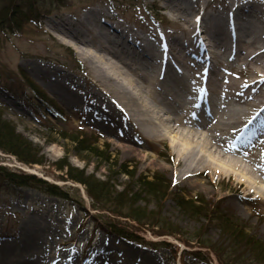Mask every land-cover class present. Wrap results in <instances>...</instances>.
Instances as JSON below:
<instances>
[{"label": "rangeland", "instance_id": "rangeland-1", "mask_svg": "<svg viewBox=\"0 0 264 264\" xmlns=\"http://www.w3.org/2000/svg\"><path fill=\"white\" fill-rule=\"evenodd\" d=\"M5 1L0 0V11ZM245 1L259 8L264 7V0H199L198 3L195 0L194 2L166 0L167 5L165 1L160 0L17 1V6L23 13L31 9V13L35 11L36 16L33 18L35 23L28 22L13 33L0 30V120L2 125L13 129L14 134L36 148L37 155L43 158L45 164L26 166L14 156L0 152V169L15 175L22 172L61 187L68 197H71L73 204L69 205L36 191L16 188L9 183L0 182V247L12 246L22 240L20 236L23 223H38L44 235L42 240H38L42 252L48 258L69 255L71 258L69 264H86L91 260L94 251L102 255L101 264H123L125 262L123 259L129 254L130 261L126 264H152L151 262L153 264H217L214 255L205 249H199L193 239L201 236L198 240L219 247L222 243L215 244L217 241L220 242L218 230L212 225L205 224V221L182 215L169 195L163 201L161 218L169 221L174 227L173 230L177 229L182 233L180 236L182 240L179 236L156 237L152 233L158 232L157 228L151 229L153 230L151 232L148 231L149 228L139 227L140 232H138L146 242L165 241L168 247L159 250L139 248L149 252L144 254L143 251L133 247L122 246L120 240L106 237L101 230L93 231L90 222L97 218L99 220V215L111 223L119 221L127 224L126 228L132 226L136 229L137 226L123 218L93 210L92 202L84 193L83 187L60 180L64 178V172L61 174L54 170L53 165L65 159L72 168L83 170L87 175L93 174L97 180L103 181L105 177H111L113 183L111 182V187L108 188L109 194H104L111 202L116 198V194L129 187L131 183L119 169L112 168L109 172L104 170L103 162L97 160L94 155L78 157L66 141L60 138L61 134L71 136L76 135L77 132L97 139V152L107 154L120 165H126L130 174L148 179L157 174L164 182L171 183L170 192H183L190 199H204L214 203L217 209H225L239 220L246 234L255 236L264 243V202L255 200L254 194L245 198V193L231 177L211 174L206 167L203 174L190 181H180L177 177L178 170L174 167L176 155L170 150L167 141L146 140L141 133L130 128L128 137L134 143L130 146L121 142L120 138L115 137L107 129L98 130L91 125L92 122H88L87 118L91 114H96L91 113L88 108L93 103L90 94L94 92L86 80L90 75V68L72 46H67L59 33L49 27L51 25L62 27L63 19L73 21L88 11H98L101 21H104L102 25L112 26L121 22L140 37L141 43L151 45L158 50L164 41L159 40L157 35L172 33L176 37L181 34L183 24L176 19L180 15L181 18L194 24L195 32L204 40L201 43L206 49L205 52L216 53L212 41H215V38L210 37L208 40L204 33L208 27L213 26L215 17L224 15V11L229 10L231 5L235 6L238 2L236 4L238 6ZM174 2L177 6L171 5ZM209 14L214 18L210 19ZM209 35L211 36L212 33ZM143 38L147 40L142 41ZM159 55L155 52L156 57ZM142 63L144 62L141 61ZM211 65L215 70L220 68L218 62L213 61ZM21 72L53 107L60 110L59 114L47 112L45 106L37 104L35 95L23 87L21 81L19 83L17 74ZM227 72L226 76H229L231 72ZM51 85L60 87L61 90L63 86L74 97V105H70L73 101L69 99L66 103L67 99L62 97V93L60 95L49 93L46 86ZM13 95L19 101L14 99ZM65 103L68 106H65ZM123 121L120 117L118 126L120 132L123 129L121 124L125 125ZM135 144L138 145L137 148ZM203 168L205 167H198L199 170ZM131 185L129 189L137 192L135 182ZM142 198L136 205L144 207L145 204H149L148 211L152 210L154 207L152 203ZM183 241H187L189 245ZM23 242L28 244L25 247L28 253L32 247V240H27L26 237ZM88 243H90V252L87 259L85 258L87 261L83 263L84 249ZM195 253L199 254L198 257Z\"/></svg>", "mask_w": 264, "mask_h": 264}, {"label": "bare ground", "instance_id": "bare-ground-1", "mask_svg": "<svg viewBox=\"0 0 264 264\" xmlns=\"http://www.w3.org/2000/svg\"><path fill=\"white\" fill-rule=\"evenodd\" d=\"M237 3L224 15L209 14L214 24L204 34L208 40L215 38L216 53L205 52L194 24L180 15L176 19L183 24L181 34L157 35L164 41L158 50L141 43L121 22L102 25L98 11L73 21L63 19L62 27H49L90 68L86 80L94 92L88 108L96 113L87 118L91 125L107 129L130 146L134 145L128 137L130 128L146 140L167 141L176 155L180 181H190L208 167L211 174L231 177L245 198L254 194L255 200L264 202V7ZM213 61L219 63L218 70ZM46 88L53 95L62 93L67 99L62 100L74 105V97L63 86ZM200 107H209L211 116L196 118ZM120 117L125 124L120 123L121 132ZM21 231L22 240L0 247V264H69V255L48 258L42 252L40 224L23 223ZM26 237L32 240L28 253ZM101 256L94 251L86 264H101ZM123 260L129 262L130 254Z\"/></svg>", "mask_w": 264, "mask_h": 264}, {"label": "trees", "instance_id": "trees-1", "mask_svg": "<svg viewBox=\"0 0 264 264\" xmlns=\"http://www.w3.org/2000/svg\"><path fill=\"white\" fill-rule=\"evenodd\" d=\"M17 1L6 0L1 7L0 30L3 32L9 31L13 33L14 30H19L22 25L28 22L35 23L33 18H35L36 12L31 13V9H29V11L23 13L17 6ZM17 77H19V83L21 81L23 87L35 95L37 104L49 108L50 112L60 113V110L57 107H53L22 72L19 75L17 74ZM13 97L16 99L15 95ZM60 138L66 141L78 157L81 155H94L97 160L103 162L102 166H104V170L109 172L112 168L119 169L121 174L129 178L131 184L135 182V185H137V192L129 189L132 186L129 184L130 186L116 194V198H113L111 202L104 195L109 194L108 188L111 187V177H105L103 181L97 180L93 174L87 175L83 170L72 168L65 159L53 165L54 170L56 169L61 174L64 172V178H60V180L79 184L83 187L84 193L92 202L91 208L93 210L105 212L113 217L123 218L137 226L136 229L132 226L126 228L127 224L119 221L111 223L105 220L102 215H99V220L97 218L91 222L93 224V231L101 230L107 235L119 236L142 246L159 250L167 245L164 242H146L139 236L138 232H140L139 227L149 228L148 231L151 232L153 231L151 229L157 228L158 232L152 233L156 237L179 236L180 238L182 233L177 229L173 230L172 224L161 218L163 201L169 195L182 215L205 221V224L212 225L213 228L218 230L220 242L217 241L215 244H224L219 245V247H214L208 244V242L205 243L198 240L201 236H196L193 239L199 249H205L214 255L217 264H264V243L260 242L259 238L246 234L244 226L239 220L230 215L225 209H217L213 205L214 203L205 201L204 199H190L183 192H170L171 183L168 181L164 182L157 174L153 175L150 179L144 176L136 177L133 173L130 174L127 172L128 168L126 165H120L115 159L108 157L107 154L97 152V139L84 136L78 132L76 135L72 134L71 136H62L61 134ZM35 149L29 142L22 140L19 135L14 134L13 129L2 125L0 120V152L14 156L21 164L26 166H44L45 161L37 155L38 150ZM0 182L9 183L10 186L16 188L31 189L44 196L64 201L66 204H73L71 197H68L61 187L49 184L44 180L36 179L33 176L25 175L22 172H19L18 175L8 174L6 170L1 168ZM141 197L152 203L154 206L152 210L148 211L149 204H145L144 207L136 205ZM184 243L189 245L187 241ZM195 255L198 257L199 254L195 253ZM197 257L195 256V258Z\"/></svg>", "mask_w": 264, "mask_h": 264}]
</instances>
